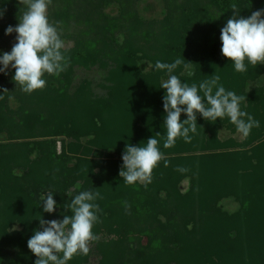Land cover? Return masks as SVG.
Here are the masks:
<instances>
[{
    "label": "trees",
    "instance_id": "obj_1",
    "mask_svg": "<svg viewBox=\"0 0 264 264\" xmlns=\"http://www.w3.org/2000/svg\"><path fill=\"white\" fill-rule=\"evenodd\" d=\"M61 1L57 20H80L92 29H79L75 46L61 49L65 69L59 75L45 73V87L32 93L16 84L15 69L0 73V264H35L38 257L27 242L42 230L39 218L72 215L66 206L82 191L102 197L94 201L101 209L93 226L99 239L90 243L87 255L77 253L67 264H89L92 251L96 264H264V121L259 119L264 64L246 60L247 71L237 72L222 55L220 39L233 15L231 5L247 18L264 9V0H164L165 17L149 22L135 16L131 0ZM112 1L121 13L110 18L102 7ZM20 10L18 0H0L4 14ZM142 58L152 63L150 71L138 66ZM177 58L190 64L172 73L182 83L199 87L219 75L226 91L247 98L240 109L261 127L241 142L221 140L222 126L237 130L230 118L211 122L197 113L191 142L178 137L164 148L161 79L168 74L155 63ZM97 63L107 70V93H94L87 81L71 89L74 66ZM255 81L262 84L250 88ZM152 137L164 159L153 169L151 183L126 184L119 176L126 146H146ZM48 192L57 205L51 214L43 211L41 200ZM230 195L241 202L235 212L219 206Z\"/></svg>",
    "mask_w": 264,
    "mask_h": 264
},
{
    "label": "clouds",
    "instance_id": "obj_2",
    "mask_svg": "<svg viewBox=\"0 0 264 264\" xmlns=\"http://www.w3.org/2000/svg\"><path fill=\"white\" fill-rule=\"evenodd\" d=\"M51 2L52 0H19V3L27 5V10L16 27L9 25L5 30V35L17 33V42L10 53L5 52L0 56V64L3 65L0 72L7 74L11 65L15 69L13 79L25 93L44 88L46 81L42 77L45 73L59 75L67 66L63 63L65 57L61 52L64 42L57 28L48 20L47 11ZM231 8L233 15L221 29V52L234 63L237 72L243 73L247 71L246 60L253 66L264 64V9L254 11L245 18L239 15L237 5L233 4ZM4 11H0V17ZM181 64H184V60L180 58L173 63H155L156 70L166 71L168 74V79L161 84V88L166 90L163 97L166 112L164 125L167 131L164 148L174 146L178 137L191 142L189 133L197 130V113L211 122H215L217 118H230V122L244 138L249 136L252 128L260 126L258 120L240 109L241 102L247 98L233 91H226L219 85V75H213L212 79L200 83L199 87L196 84L189 86L172 74ZM184 67L188 69L190 64H184ZM199 92H203V96ZM182 113L187 115L183 122L180 119ZM158 143L152 137L147 140L146 146H126L122 155L123 166L119 172L126 184L151 183L153 169L164 159ZM98 197L102 198L99 192L82 191L66 206L72 215H64L63 220L48 221L39 218L42 230H36L27 242L28 248L38 257L35 264H67L75 254L89 253L90 243L99 239L93 233L94 224L100 222L97 213L101 209L94 203ZM41 200L44 212L51 214L55 211L57 205L52 192L41 196ZM16 230L18 229H11ZM60 253L62 256L58 255Z\"/></svg>",
    "mask_w": 264,
    "mask_h": 264
},
{
    "label": "rangeland",
    "instance_id": "obj_3",
    "mask_svg": "<svg viewBox=\"0 0 264 264\" xmlns=\"http://www.w3.org/2000/svg\"><path fill=\"white\" fill-rule=\"evenodd\" d=\"M131 1L133 4L135 16L145 22L163 19L165 17L166 10H165L164 0H131ZM179 1L184 3L183 0H179ZM18 5H19V8L21 7L20 13L13 14V15L3 14V16L0 17V56H2L5 52L10 53L13 45L17 42L16 40L17 33L13 32L11 35H5V30L9 25L16 27L19 23V19L22 17L23 13L27 10V5L19 3V0H18ZM62 8H63V5H62L61 0H52L51 4L48 6L47 16H48L49 23L53 24V26H55L57 29L60 27L57 30L59 35H62V34L71 35L69 37L64 36L61 38V40L64 42V45H65L63 49H70L75 46V42L77 40L75 38L77 35H79V31H78L79 29H86V32L92 31V29H90L87 25L83 23V21H80V20H76V19L75 20L66 19L67 21L57 20L55 9L61 10ZM120 9H121L120 4L116 1H112L109 5L102 7L103 13L107 14L110 18L117 17L121 13ZM165 24H169V22ZM115 31L121 34V32L117 31V29ZM89 33L92 34L91 32ZM118 33H116L115 35H118L119 38H122V36L119 35ZM85 37H87L86 33H85ZM146 49H149V48H146ZM139 54H141V52H139ZM138 62H139L138 66L143 67L142 70L144 72L150 71L152 69V63L150 62V60L146 58H142V59H139ZM2 67L3 65L0 64V68ZM11 68H12L11 65H9V69ZM74 69H75L74 74L71 80L72 81L71 89H74L76 86L81 84L83 81H87L90 84V88L94 91V93L99 94V95L101 94L103 95L107 93L106 92L107 90L106 88H104V84H103V83H106L105 76H106L107 70L105 67L97 63L96 65H93L90 68H83L82 66L76 64L74 66ZM260 80L262 81V78H260ZM163 81H166V79L162 78L161 82ZM261 81L253 82L250 85V88L255 87L259 84H262ZM259 119L264 121V114H262V116ZM262 131H264V129H262ZM228 137H233L239 142L244 140V137L242 136V134H240L237 130L232 132L227 125H224L219 130V138L221 140H224V139H227ZM256 141L258 142L259 140H256ZM56 149H57V152H60L61 150V142L59 140L56 141ZM245 149H248L247 150L248 155L252 152L251 148H245ZM252 161L255 163L256 158H252ZM262 175H264V173H262ZM182 185L183 187H187L188 179H184L182 181ZM219 206H221L222 209L226 211L235 212L238 209H240L241 202L239 201L236 195H230V196H227L221 199ZM97 257H98L97 254L94 251H92L90 255V259H89L90 261L89 264H96Z\"/></svg>",
    "mask_w": 264,
    "mask_h": 264
}]
</instances>
